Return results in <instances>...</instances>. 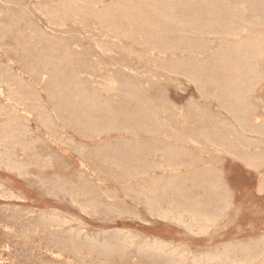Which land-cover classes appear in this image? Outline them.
Here are the masks:
<instances>
[{
    "label": "rangeland",
    "instance_id": "1",
    "mask_svg": "<svg viewBox=\"0 0 264 264\" xmlns=\"http://www.w3.org/2000/svg\"><path fill=\"white\" fill-rule=\"evenodd\" d=\"M0 73V264H264V0H0Z\"/></svg>",
    "mask_w": 264,
    "mask_h": 264
},
{
    "label": "bare ground",
    "instance_id": "2",
    "mask_svg": "<svg viewBox=\"0 0 264 264\" xmlns=\"http://www.w3.org/2000/svg\"><path fill=\"white\" fill-rule=\"evenodd\" d=\"M216 2H217V1H216ZM235 4H236V3H235ZM97 6H98V5H97ZM227 7H228V6H227ZM5 8H6V7H5ZM234 10H235V9H234ZM210 15H211V14H210ZM210 15H209V16H210ZM36 19H37V18H36ZM198 19H199V18H198ZM92 21H93V20H92ZM185 21H186V20H185ZM35 24H36V23H35ZM92 26H93V25H92ZM183 26H184V25H183ZM188 33H189V32H188ZM183 34H184V33H183ZM220 35H221V34H220ZM258 35H259V34H258ZM102 36H103V35H102ZM187 40H188V39H187ZM189 40H190V39H189ZM204 40H205V39H204ZM242 40H243V39H242ZM255 48H256V46H255ZM255 48H254V49H255ZM192 49H193V48H192ZM78 51H79V50H78ZM110 53H111V52H110ZM245 53H246V52H245ZM107 54H108V53H107ZM249 61H250V60H249ZM246 64H247V63H246ZM84 67H85V66H84ZM84 67H83V68H84ZM244 69H245V68H244ZM130 70H131V69H130ZM243 71H244V70H243ZM94 72H95V70H94ZM2 73H3V72H2ZM0 74H1V73H0ZM6 77H7V75H6ZM2 79H3V78H2ZM2 79H1V80H2ZM5 79H6V78H5ZM2 81H4V80H2ZM2 81H1V82H2ZM6 82H7V81H6ZM92 83H93V82H92ZM1 84H2V83H1ZM8 84H9V83H8ZM6 85H7V84H6ZM223 85H224V84H223ZM245 85H246V84H245ZM250 87H253V86H250ZM57 88H58V87H57ZM112 88H113V87H112ZM238 88H239V87H238ZM238 88H237V89H238ZM248 90H249V89H248ZM60 92H61V91H60ZM249 92H250V91H249ZM244 93H245V92H244ZM57 94H59V93H57ZM241 94H242V93H241ZM246 95H247V94H246ZM33 96H34V95H33ZM64 98H65V97H64ZM240 98H241V97H240ZM240 98H239V100L242 101ZM243 98H244V97H243ZM14 99H15V98H14ZM59 99H60V97H59ZM88 99H89V98H88ZM60 100H61V99H60ZM97 100H98V99H97ZM99 101H100V100H99ZM99 104H100V103H99ZM18 106H19V105H18ZM99 106H100V105H99ZM84 107H85V106H84ZM90 107H91V106H90ZM95 107H96V106H95ZM216 108H217V107H216ZM100 109H101V108H100ZM179 111H180V110H179ZM257 119H258V118H257ZM14 120H15V119H14ZM12 122H13V121H12ZM15 122H16V121H15ZM17 122H18V121H17ZM13 123H14V122H13ZM111 124H112V123H111ZM15 125H16V124H15ZM44 126H45V125H44ZM113 126H114V125H113ZM147 126H148V125H147ZM182 128H183V127H182ZM231 128H232V127H231ZM233 128H234V127H233ZM4 130H5V129H4ZM8 130H10V129H8ZM263 130H264V128H263ZM5 131H6V130H5ZM5 131H4V132L2 131V132L4 133L3 135H5ZM45 131H46V130H45ZM98 131H99V130H98ZM111 131H112V130H111ZM126 131H127V130H126ZM6 132H7V131H6ZM144 132H145V131H144ZM256 132H257V131H256ZM0 133H1V132H0ZM9 133H10V132H9ZM7 134H8V132H7ZM63 135H64V134H63ZM258 135H259V134H258ZM5 136H6V135H5ZM8 136H9V135H8ZM13 136H14V135H13ZM163 136H164V135H163ZM263 136H264V135H263ZM10 137L14 139V137H12V136H10ZM91 138H92V137H91ZM1 139H2V138H1ZM1 139H0V140H1ZM4 139H5V138H4ZM72 140H73V139H72ZM116 140H117V139H116ZM129 141H130V140H129ZM68 142H69V141H68ZM71 142H72V141H71ZM135 144H136V143H135ZM181 144H182V143H181ZM99 145H100V144H99ZM103 145H104V144H103ZM124 145H125V144H124ZM159 145H160V144H159ZM166 145H168V144H166ZM65 146H66V145H65ZM0 148H1V147H0ZM110 148H111V146H110ZM116 148H118V147H116ZM116 148H115V149H116ZM123 148H124V147H123ZM142 148H143V147H142ZM169 148H170V147H169ZM86 149H87V148H86ZM248 149H249V148H248ZM120 150H121V149H119V151H120ZM161 150H162V149H161ZM119 151H118V153H119ZM214 151H215V150H214ZM95 152H96V151H95ZM116 152H117V151H116ZM116 152H115V153H116ZM79 153H80V152H79ZM121 153H123V152L121 151ZM81 154H82V153H81ZM124 154H125V152H124ZM59 155H60V154H59ZM90 156H91V155H90ZM141 156H142V155H141ZM114 157H115V156H114ZM117 157H118V156H117ZM117 157H116V158H117ZM150 157H151V156H150ZM55 158H56V157H55ZM159 158H160V157H159ZM114 161H115V160H114ZM116 161H117V160H116ZM116 161H115V162H116ZM91 162H92V161H91ZM157 163H158V162H157ZM86 164H87V163H86ZM118 164H119V163H118ZM156 165H157V164H156ZM161 165H162V164H161ZM121 166H122V165H121ZM146 166H147V165H146ZM177 166H178V165H177ZM119 167H120V166H119ZM136 167H137V166H136ZM179 167H180V166H179ZM161 168H162V167H161ZM130 169H131V168H130ZM133 169H134V168H133ZM187 169H188V168H187ZM43 170H44V169H43ZM125 170H126V169H124V172H125ZM138 170H140V169H138ZM142 170H143V169H142ZM175 170H176V169H175ZM43 172H44V171H43ZM122 172H123V171H122ZM124 172H123V173H124ZM126 172H128V171H126ZM126 172H125V173H126ZM60 173H61V172H60ZM91 173H92V172H91ZM128 173H129V172H128ZM135 173H136V172H135ZM129 174H131V173H129ZM143 174H144V173H143ZM139 175H140V174H139ZM65 176H66V175H65ZM67 176H68V175H67ZM79 176H80V175H79ZM126 176H128V174H127ZM25 178H26V177H25ZM79 178H80V177H79ZM159 180H160V179H158L157 181H159ZM168 180H169V179H168ZM160 181L162 182V179H161ZM189 181H190V180H189ZM100 182H101V181H100ZM102 183H103V182H102ZM154 183H155V182H154ZM62 184H63V181H62ZM156 184H157V183H156ZM34 185H35V184H34ZM66 185H67V183H66ZM68 185H69V184H68ZM152 185H153V184H152ZM165 185H166V184H165ZM209 185H210V184H209ZM70 186H71V185H70ZM163 186H164V185H163ZM62 187H63V185H62ZM83 187H84V186H83ZM64 188H65V187H64ZM69 188H70V187H69ZM73 188H75V187H73ZM84 188H85V187H84ZM84 188H83L82 190H84ZM150 188H151V186H150ZM163 188H165V187H163ZM67 189H68V186H67ZM80 189H81V188H80ZM86 189H87V188H85L84 191H86ZM154 189H155V188H153V190H154ZM70 190H71V189H70ZM70 190H69V192H70ZM82 190H80V191L82 192ZM87 190H88V189H87ZM150 190H151V189H150ZM74 191H75V190H74ZM84 191H83V192H84ZM90 191H91V190H90ZM93 191H94V190H93ZM161 191H162V190H161ZM163 191H164V189H163ZM71 192H72V190H71ZM71 192H70V193H71ZM154 192H155V190L153 191V194H154ZM180 192H181V191H180ZM59 193H60V192H59ZM72 193H73V192H72ZM72 193H71V194H72ZM76 193H78V192H76ZM84 193H85V192H84ZM84 193H83V194H84ZM91 193H92V192H91ZM151 193H152V191H151ZM155 193H156V192H155ZM46 194H47V193H46ZM74 194H75V192H74ZM92 194H93V193H92ZM139 194H140V193H139ZM161 194H162V193H161ZM193 194H194V193H193ZM77 195H78V194H77ZM84 195H85V194H84ZM154 195H155V194H154ZM85 196H86V195H85ZM145 196H146V195H145ZM150 196H151V195H150ZM53 197H54V196H53ZM179 197H180V196H179ZM181 197H182V196H181ZM202 197H203V196H202ZM5 198H6V197H5ZM63 198H64V197H63ZM91 198H92V197H91ZM154 198H155V197H154ZM154 198H153V200H154ZM162 199H163V198H162ZM162 199H161V200H162ZM155 200H156V199H155ZM149 201H150V200H149ZM214 201H215V200H214ZM161 202H162V201H161ZM157 203H159V202L156 201V204H155V205H157ZM166 203H167V202H166ZM170 204H171V203H170ZM170 204H169V205H170ZM153 205H154V204H153ZM153 205H152V206H153ZM161 205H162V204H161ZM227 206H228V205H227ZM158 207H159V206H158ZM158 207H157V208H158ZM160 207H161V206H160ZM79 209H80V208H79ZM152 210H153V209H152ZM169 210H170V209H169ZM160 211H161V210H160ZM160 211H159V212H160ZM134 212H135V211H134ZM150 212H151V211H150ZM27 213H28V212H27ZM24 214H25V213H24ZM137 215H138V214H137ZM3 216H4V215H3ZM30 216H31V215H30ZM120 216H121V215H120ZM171 216H172V214H171ZM211 216H212V215H211ZM213 216H214V215H213ZM1 217H2V216H1ZM49 217H50V216H49ZM137 217H138V216H137ZM74 221H75V220H74ZM50 223H51V222H50ZM2 224H3V222H2ZM60 225H61V224H60ZM6 226H7V225H6ZM6 226H5V227H6ZM56 228H57V227H56ZM0 231H1V230H0ZM11 231H12V230H11ZM13 232H14V231H13ZM65 237H66V236H65ZM67 237H68V235H67ZM72 237H73V236H72ZM78 237H79V236H78ZM45 238H46V237H45ZM9 239H10V238H9ZM64 239H65V238H64ZM69 239H70V238H69ZM66 240H67V239H66ZM78 240H80V239H78ZM17 241H18V240H17ZM60 241H61V240H60ZM64 241H65V240H64ZM72 241H74V239H73ZM72 241H71V244H69V246L72 245ZM80 241H81V240H80ZM80 241H79V242H80ZM94 241H95L94 244H95L96 242H98V241H96V240H94ZM118 241H120V240H118ZM30 242H31V241H30ZM88 242L90 243V240H89ZM88 242H86V244H87ZM115 242H117V240H116ZM115 242H114V243H115ZM121 242H122V241H121ZM31 243H32V242H31ZM83 243H84V242H83ZM89 243H88V245H89ZM91 243H92V242H91ZM103 243H104V242H103ZM105 243H106V242H105ZM27 244H28V243H27ZM67 244H68V243H67ZM67 244H66V245H67ZM84 244H85V243H84ZM94 244H93V245H94ZM98 244H99V247H100L101 243L98 242ZM120 244H121V243H120ZM125 244H126V243H125ZM5 245H6V244H5ZM28 245H29V244H28ZM66 245H65V246H66ZM81 245H82V244H79V246H81ZM102 245H103V244H102ZM111 245H112V243H111ZM121 245H122V244H121ZM127 245H128V244H127ZM146 245H147V244H146ZM161 245H162V244H161ZM257 245H258V244H257ZM32 246H33V245H32ZM82 246H83V245H82ZM86 246H87V245H86ZM141 246H142V245H141ZM8 247H9V246H8ZM66 247H67V246H66ZM94 247L96 248V244H95ZM120 247H121V246H120ZM154 247H155V246H154ZM82 248H83V247H82ZM95 248H94V249H95ZM123 248H124V247H123ZM123 248H122V249H123ZM150 248H151V247H149L148 250H149ZM71 249H72V248H71ZM141 249H142V248H141ZM141 249H140V250H141ZM156 249H157V248H156ZM163 249H164V248H163ZM143 250H144V249H143ZM152 250H153V247H152ZM157 250H158V249H157ZM157 250H156V252H158ZM159 250H161V249H159ZM21 251H22V250H21ZM42 251H43V250H42ZM74 251H75V250H74ZM88 251H89V250H88ZM169 251H170V250H169ZM8 252H9V251H8ZM34 252H35V251H34ZM97 252H98V251H97ZM124 252H125V251H124ZM160 252H161V251H160ZM61 253H62V252H61ZM101 253H102V252H101ZM106 253H107V249H106ZM109 253H110V252H109ZM169 253H170V252H169ZM189 253H190V252H189ZM76 254H77V253H76ZM80 254H81V253H80ZM103 254H104V253H103ZM136 254H137V253H136ZM166 254L168 255V253H166ZM51 256H52V255H51ZM7 257H8V256H7ZM140 257H141V256H140ZM32 258H33V257H32ZM1 259H3V258H1ZM65 259H66V258H65ZM251 259H252V258H251ZM43 260H44V258H43ZM167 260H168V259H167ZM179 260H180V259H179ZM75 262H76V260H75ZM168 263H169V262H168ZM209 263H210V262H209ZM198 264H199V263H198Z\"/></svg>",
    "mask_w": 264,
    "mask_h": 264
}]
</instances>
